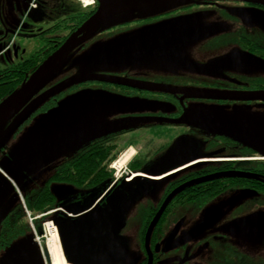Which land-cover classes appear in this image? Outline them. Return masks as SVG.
<instances>
[{
  "label": "rangeland",
  "instance_id": "1",
  "mask_svg": "<svg viewBox=\"0 0 264 264\" xmlns=\"http://www.w3.org/2000/svg\"><path fill=\"white\" fill-rule=\"evenodd\" d=\"M222 1L228 7L223 9L205 6L188 15H175L149 23L144 30L143 46L138 47V52H134L135 46L130 43H127L123 50H116L118 47L112 48V40L92 41L91 37V47L84 52V56H66L63 60L64 67L52 75L36 96L48 90H51V94L34 103L15 125L10 127L3 146L0 147V168L16 163L23 156L34 157L33 163L10 183L12 189L3 196L4 202L0 201V231L6 219L11 222L12 216L18 213L20 208L29 220V210L26 208H31L37 195V184L43 181L45 183L62 164L93 140L101 139L110 133L128 132L130 129L148 126L157 129L148 133L143 131V135L131 137L129 142L133 140L134 143L118 150L119 152L115 151L117 155L109 164L119 160L126 151L133 150V155L123 165L117 170L113 169V175L130 178L133 173L141 172L142 170L129 168L138 153L140 160H146L144 166L150 164L152 159L164 152L155 153L156 146L172 135L171 130L156 126L147 116L151 117L158 110L168 115L176 107L170 99L174 95H177L176 102L185 103V108L180 116L166 121L191 123L190 120L199 118L201 121L232 129L247 130L258 138L256 141L261 144L260 150L264 152V108L231 103L236 101V95L231 90L202 87L197 84L205 78L222 80L227 76H233L240 81L244 78L243 81L264 83L262 63L256 69L246 72L229 68L219 74L201 67V64L215 55L235 47L237 35L241 33L264 43V10L258 9L254 12V24H249L250 19L246 16V24L241 25L240 18L246 12L235 7L241 0ZM166 2L142 8L144 11L149 10L148 15L158 14L166 9ZM258 3L264 5V0H258ZM193 33L203 35L197 38ZM181 34L183 37H180ZM104 55L107 57L103 58ZM90 56L98 61L96 66L87 67L89 60H86ZM158 78L161 82L157 81ZM109 83L141 86L148 89V92L126 94L125 90ZM149 91L161 92V97L155 93L149 95ZM189 97H210L214 100L192 101ZM73 101H77V104L68 109L62 107L63 104ZM8 125H5L4 130ZM169 128L177 130L175 127ZM207 132L211 133L210 130H205V133ZM215 157L228 158L217 154ZM108 168L112 170L109 166ZM35 174H39L36 181L24 188L23 178ZM171 178L156 182L133 178V183L121 179L105 197L102 208L117 209L126 215V228L132 241L136 236L133 235L134 231L144 224L149 209L160 200ZM56 184L71 185L50 182L49 186L53 188ZM72 188L74 194L87 192L82 187ZM245 188L243 185L234 184L213 197L200 198L177 206L180 213L194 214V217L221 212L215 223V226H220L210 233L213 236L210 238L211 242L218 243L220 247H215L209 264H264V193L257 192L246 196ZM86 200L87 198L83 197L75 203L81 206ZM52 205L56 204L53 202ZM61 206L64 212L53 213L46 218L52 219L55 225L65 229V226L75 222L68 213H72L77 207L74 203ZM43 220L45 218L35 219L33 226L28 221V225L21 228L22 233L17 236L8 235L11 240L0 248V264H39L42 249L35 239V232L42 235L39 236V241L43 248L50 228H43ZM82 230L83 226H80L76 233ZM32 242L36 243L39 254Z\"/></svg>",
  "mask_w": 264,
  "mask_h": 264
},
{
  "label": "flooded vegetation",
  "instance_id": "2",
  "mask_svg": "<svg viewBox=\"0 0 264 264\" xmlns=\"http://www.w3.org/2000/svg\"><path fill=\"white\" fill-rule=\"evenodd\" d=\"M109 1L110 0H0V102L8 97L14 90L19 88L24 81H27L34 70L66 40L71 37L75 39L81 36L85 31V29H83L84 24L99 11L103 3H108ZM235 5H237L235 7H238L241 11L244 10L246 12V14H243L240 18L241 25L242 23L246 24L244 20L246 16L250 19L248 23L254 24V12L258 11V9L264 10L263 4L249 0H241L239 4ZM205 6H208L207 8L211 6L210 8L223 9L224 7H228L222 0H168L165 6L166 9L153 15H148L149 10L144 11L143 8L145 7L143 6V8L108 7L98 27L90 33L86 39L74 47L69 54L84 55V52L90 49L91 46H89V44L93 39L112 40V48L116 49L118 47L116 50H123L124 46L130 43L135 46V48H133L134 52H138L139 48L143 46V38L145 36L144 30L149 23L163 20L168 17L170 18L175 15H188L191 12L197 11V8H205ZM222 15H224V13H222ZM262 25L264 26V24ZM133 31H135V33H133ZM250 34L252 35V33ZM193 35L200 38L203 34L193 33ZM91 37H93L92 41L90 40ZM180 37H183V34H181ZM234 46L235 47H232L228 51L215 55L212 59L201 64V67L219 74V72L229 68H237L242 72H246L251 69H256L261 66V63L264 64V43L255 41V39L248 37V34L241 33L237 35ZM100 47H98V49ZM231 54H241V57L235 62H231L229 65L223 67L218 63L213 64L214 60ZM225 78L222 80L212 78L213 80L210 79L211 81L209 78H205L201 80V83L197 84H200L202 87L231 90L236 95V98H234L236 101H231V103L237 102L241 105L247 104L254 105V107L257 108H264V83L243 81L244 78L240 81V79H236L233 76H227ZM157 81L161 82V79L158 78ZM109 84L125 90L126 94H146L148 92L146 91L148 89L141 86H130L119 83ZM154 93L153 91H149L148 94L152 95ZM155 94L161 97V92ZM176 96L177 95H174L170 98L176 107L174 110L170 111L168 115L158 110L156 114H153L151 117L147 116L152 119L153 124L160 128H162V126L163 128L167 127L172 133L163 143L156 146L155 153L166 150L180 135H185L203 142V145L199 148L202 153L216 152L217 155L229 157L239 156L241 155L240 153L244 151L252 150L243 143L233 140L226 135L212 134L209 132L205 133L204 129H200V127L193 125V123L166 121L167 119L176 118L175 116H180L185 108V103L183 101L176 102ZM189 100L210 102L214 99L210 97H189ZM215 100L220 103H226L220 99ZM169 127H175L177 130ZM154 129L155 128L152 126H148L146 128L130 129L128 132L119 134L110 133L101 139L91 141L79 152L87 149L89 146L99 145H104L110 153H115V151L119 152L122 148H125V146L134 143L133 140L129 142L131 137L140 135L143 131H147L148 133V131ZM130 134H132V136ZM126 141H128V143L125 144ZM74 156L68 160H71ZM136 157L137 158H134L133 161L140 160L139 153ZM228 160L243 161L247 159H217L216 161L200 164L192 170L183 171L172 177L160 200L149 209L144 224L139 230L134 231L133 235H136L135 239H132V241L130 240L126 228L127 218L124 214L125 221L124 225L120 228L119 235L125 240V248L121 245V248H115L116 251L110 249L105 253L102 252L100 255H97L95 262L97 264H209L213 258V251L216 250L215 247L219 246L218 243L211 242L210 238L213 236L210 233L214 228L220 226H215V223L221 216V212L209 213L202 217H194V214L187 215L177 210V206L184 203L194 202L200 198H210L202 196L193 199V197L191 198L189 195H180L186 192L187 189H193L195 187L198 189V187L201 186L200 183L183 189L165 205L155 220L154 217L158 213L165 198L172 190L189 180L195 179L196 176H187V173L198 172L209 166H217L220 162ZM140 161L142 162L136 170H141L144 167L146 160ZM109 164L108 166L112 168V170L110 169L112 177L107 178L106 192L104 191L99 195L95 203V209L92 210V215L109 211L110 209L102 208L103 201L109 191L119 180L130 181L133 178L132 176L130 178L122 177V175L118 177L117 174H114V178L113 169L116 167ZM55 173L56 172L49 176L45 183L43 181L41 184H37L36 189L39 191L44 186H48L51 191L49 186L50 182L69 184L64 181L53 179ZM38 176L39 174H35L23 178V187L26 188L33 181H36L35 179ZM257 181L264 184V178H260ZM240 185L264 193V190L261 189V185L259 184L256 185L260 187L261 190L245 184ZM82 188H85L87 191L85 194L67 193L64 191L65 188H63L59 194V199L53 195L54 204L56 205L46 210L47 213L45 218L51 216L53 213L64 212L61 204L67 205L68 203H74L76 207H79V203H75V201L82 200L83 197L87 198L89 189H91L85 186H82ZM68 215L75 217L70 213H68ZM87 220L86 218L82 221L83 230L85 229L84 225ZM152 222L154 223L151 226ZM83 230L77 233L75 231L71 232L72 237L75 236L69 241L67 229H62L64 234V255L71 264L73 263L69 260L68 255L70 256V253L68 249L73 240L82 233ZM85 259V257L80 258L79 261L82 262Z\"/></svg>",
  "mask_w": 264,
  "mask_h": 264
},
{
  "label": "water",
  "instance_id": "3",
  "mask_svg": "<svg viewBox=\"0 0 264 264\" xmlns=\"http://www.w3.org/2000/svg\"><path fill=\"white\" fill-rule=\"evenodd\" d=\"M163 1L168 0H110L108 3H103L99 11L91 17L83 26L85 31L81 36L73 37L66 40L58 49H56L51 55H49L31 74V76L24 81L19 89L14 90L8 97H6L0 103V147L3 146V141L6 135V132L13 127L15 123L20 119V117L37 101L43 100V97L51 94V90L45 91L40 95L36 94L43 88V86L49 81L54 73L61 71L64 67L63 60L66 56L69 55V52L81 43L90 33H92L98 25L101 23L103 17L105 16V11L108 7H142L147 5L157 4ZM252 2H258V0H249ZM84 56V55H83ZM95 56V55H93ZM93 56H90L86 61L87 67L92 65H97L98 61L94 60ZM107 57L104 55L103 58ZM241 54H231L224 57H220L214 60L213 64L218 63L220 66L229 65L231 62H235L238 58L240 59ZM97 61V62H96ZM226 63V64H225ZM239 63V62H236ZM74 77V76H73ZM72 77V78H73ZM77 104V101L71 103H65L62 105L63 108L68 109L73 105ZM185 121V119H184ZM189 122V121H185ZM193 125L203 128L205 130H210L212 134H222L226 135L233 140L243 143L245 146L251 148L257 155L261 158H264V152L260 150L261 144L256 141V138L252 133L247 130H237L229 127L222 126L217 123H212L199 118L191 120ZM8 125V128L4 130L5 125ZM203 145V142L198 141L197 139L180 135L178 136L172 144L164 150L161 155H158L156 158L152 159V162L148 165H145L141 172L144 175L138 174L134 176L135 180L143 179L149 182L161 181L167 178L174 177L181 173L184 170L195 167L200 164L209 163L215 161L216 152L202 153L199 148ZM33 156H23L14 164H7L0 168V201L4 202L3 196L7 192L11 191L12 186L11 182L17 176L25 171V169L33 163ZM35 161V160H34ZM164 175V176H163ZM244 176L248 178H258L257 175L253 173L245 172H222L216 174H210L203 178L204 180L221 177V176ZM149 176L160 177L159 179H152ZM133 178L130 181H124L127 183H133ZM107 184V182H106ZM106 184L103 185V188L94 187L89 189V195L84 204L77 207L72 213L75 217L73 223L65 226L69 233L70 240L73 239L72 233L76 232L78 227L82 228V221L86 217V221L82 233H80L72 242L69 247L70 256L69 260L73 264H97L95 259L97 255H100L102 252L105 253L107 250H115L121 248V245L125 248V240L119 235L120 228L124 225L125 217L124 214L117 209H110L104 213H95L92 215V210L95 209V203L101 193L106 190ZM70 186V187H69ZM74 186L65 185V184H56L51 188V192L57 199L60 198V192L63 188L67 193H74ZM184 185H180L172 190L168 196L165 198L163 204L161 205L158 213L154 217V220L158 217L159 213L165 207V205L183 188ZM106 192V191H105ZM257 191L245 188L244 194L246 196L254 195ZM55 223V222H54ZM154 222L151 223V226ZM59 238L61 241V246L63 253H65V248L63 245L64 234L62 228L57 225ZM31 244V242H30ZM37 253L39 254L35 242H32ZM116 248V249H115ZM41 250V249H40ZM42 256L39 254V264H45V261H49L47 250L44 249L41 251ZM76 259H74V258ZM86 258L84 261H79L80 258ZM38 264V263H37Z\"/></svg>",
  "mask_w": 264,
  "mask_h": 264
},
{
  "label": "trees",
  "instance_id": "4",
  "mask_svg": "<svg viewBox=\"0 0 264 264\" xmlns=\"http://www.w3.org/2000/svg\"><path fill=\"white\" fill-rule=\"evenodd\" d=\"M240 154L241 155L234 157L258 156L257 153L252 150H247ZM116 155V153H110V151L106 149L104 145L89 146L87 149L79 152L71 160H68L67 162L62 164L54 174L53 179L67 182L75 187H99L100 189H102L103 185L108 182L107 178L112 177V172L108 168V164L116 157ZM141 162L142 161L140 160L134 161L130 163L129 168L131 170H136ZM195 167L189 168L184 171L192 170ZM231 171L253 173L257 175L258 178L255 179L239 175H232L221 176L207 180L203 179L210 174ZM186 175L196 177L195 179L189 180L188 182L184 183L185 187L183 189L192 185H198V183H200L201 185L198 187V189L197 187L193 189L190 188L187 189L186 192L180 194L182 196L189 195V197H193V199L195 197L199 198L202 196H214L217 193L221 192L224 188L232 184H245L253 188L260 189V187L256 185L259 184L261 185V189L264 190V184H261L257 181L260 178H264V159L252 158L243 161L228 160L220 162V164H218L217 166H209L208 168L205 167L201 171L187 173ZM182 190H180L178 193H180ZM53 202V193L49 190L48 186H44L37 192V195L32 202L31 208L27 207V209L31 212L32 215H36L50 209L53 206ZM25 225H28L26 213L22 208H20L18 213H15L12 216L11 222H8V219H6V221L4 222V226L0 231V248L5 246L11 240V238L8 239V235L13 234L14 236H17L18 234L22 233L23 230L21 228H23V226ZM37 229H40V225Z\"/></svg>",
  "mask_w": 264,
  "mask_h": 264
},
{
  "label": "bare ground",
  "instance_id": "5",
  "mask_svg": "<svg viewBox=\"0 0 264 264\" xmlns=\"http://www.w3.org/2000/svg\"><path fill=\"white\" fill-rule=\"evenodd\" d=\"M87 1V0H86ZM133 155V150H128L126 151L122 157L117 160L115 162V167L116 168H119L121 165H123L131 156ZM138 174H141V175H144L146 176L145 174L143 173H133L132 177L138 175ZM164 176V175H163ZM150 178L152 179H159L161 178L162 176L160 177H155V176H149ZM46 212H43L41 214H38V215H41L39 217H37L38 215H31V212H30V216L33 218L32 219V223L31 225L33 226V221L35 219H44L45 216H46ZM47 219V220H46ZM48 222L47 225L49 228L48 230V235L46 237V240L44 241V246L42 248V244L41 242L39 241L40 237L42 235H38L37 232H35V239L38 241L39 245H40V248L42 249V251L44 249L47 250V253H48V258H49V261H46V264H71L69 263L66 258H65V255L63 253V250H62V246H61V241H60V238H59V234H58V229L56 227V225L54 224L53 220L50 219V218H45V220H43V222ZM42 222V223H43ZM36 236H40L39 239L36 238Z\"/></svg>",
  "mask_w": 264,
  "mask_h": 264
},
{
  "label": "built area",
  "instance_id": "6",
  "mask_svg": "<svg viewBox=\"0 0 264 264\" xmlns=\"http://www.w3.org/2000/svg\"><path fill=\"white\" fill-rule=\"evenodd\" d=\"M115 162H116V161H115ZM115 162H113V164H111V165H112V166L115 165ZM25 210H26V209H25ZM27 215H28L29 222L32 223V219H33V218L30 216V212H29V211H27ZM41 215H42V214H41ZM41 215H38L37 217H39V216H41ZM47 223H48L47 221L42 223L44 229H45V228H46V229L48 228ZM36 238L39 239L38 236H36Z\"/></svg>",
  "mask_w": 264,
  "mask_h": 264
}]
</instances>
